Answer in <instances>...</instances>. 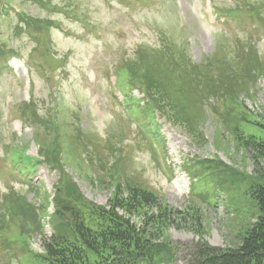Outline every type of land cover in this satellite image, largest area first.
<instances>
[{"label":"rangeland","instance_id":"374dc122","mask_svg":"<svg viewBox=\"0 0 264 264\" xmlns=\"http://www.w3.org/2000/svg\"><path fill=\"white\" fill-rule=\"evenodd\" d=\"M212 3L245 13L209 27L203 0H12L0 11V62L11 67L17 56L36 75L21 90L18 70L0 73V264H46L35 255L43 239L68 234L82 201L108 207L118 186L149 191L185 215L157 238L181 248L174 264H187L197 243L238 247L256 203L244 188L213 190L218 171L208 162L247 176L260 169L244 142L264 139V0ZM35 30L50 41L49 79L37 66L45 47L32 42ZM172 50L198 68L185 107L197 136L157 113L140 80L158 67L180 86L181 72L160 63ZM237 63L242 75L229 74ZM107 76L128 92L130 117L109 100ZM126 216L145 222L141 211Z\"/></svg>","mask_w":264,"mask_h":264},{"label":"trees","instance_id":"16d2710c","mask_svg":"<svg viewBox=\"0 0 264 264\" xmlns=\"http://www.w3.org/2000/svg\"><path fill=\"white\" fill-rule=\"evenodd\" d=\"M164 58L165 61L160 63L181 72L180 86L172 85L168 72H158L157 67L154 72L142 70L140 80L144 90L155 99L154 104L160 111L180 118L178 124L197 136L186 119L189 112L185 108L195 94L189 77L196 68L175 53L165 54ZM245 139V148L257 156L256 163L260 165L255 174L247 176L219 161L208 164L210 171H218L213 190L244 188L256 203V221L245 231L236 248L222 249L207 243L188 248L185 251L187 264H264V139L254 136ZM121 190L118 186L119 192L106 208L93 204L88 207L86 201H82L85 212H71L73 222L68 227V234L45 237L43 254L35 253L36 258L46 264H174L181 248L157 238H161L170 226L175 227L185 215L168 209L149 191L138 188ZM210 199L215 201L213 197ZM139 211L143 212L145 220L140 228L130 223L131 218L126 216ZM87 252H93L94 257L87 258Z\"/></svg>","mask_w":264,"mask_h":264}]
</instances>
